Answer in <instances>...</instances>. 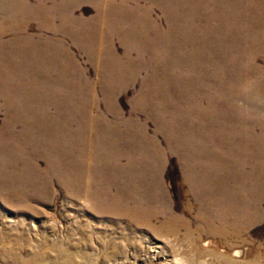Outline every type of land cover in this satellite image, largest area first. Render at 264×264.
Returning <instances> with one entry per match:
<instances>
[{
	"label": "rangeland",
	"instance_id": "374dc122",
	"mask_svg": "<svg viewBox=\"0 0 264 264\" xmlns=\"http://www.w3.org/2000/svg\"><path fill=\"white\" fill-rule=\"evenodd\" d=\"M0 264H264V0H0Z\"/></svg>",
	"mask_w": 264,
	"mask_h": 264
}]
</instances>
